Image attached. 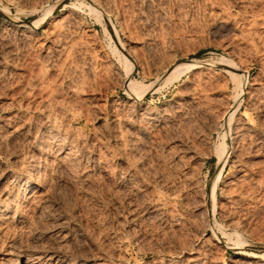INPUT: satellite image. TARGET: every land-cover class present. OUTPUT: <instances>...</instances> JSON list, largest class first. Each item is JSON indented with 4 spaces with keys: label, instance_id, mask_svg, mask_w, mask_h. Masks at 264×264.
<instances>
[{
    "label": "rangeland",
    "instance_id": "rangeland-1",
    "mask_svg": "<svg viewBox=\"0 0 264 264\" xmlns=\"http://www.w3.org/2000/svg\"><path fill=\"white\" fill-rule=\"evenodd\" d=\"M0 264H264V0H0Z\"/></svg>",
    "mask_w": 264,
    "mask_h": 264
},
{
    "label": "bare ground",
    "instance_id": "bare-ground-1",
    "mask_svg": "<svg viewBox=\"0 0 264 264\" xmlns=\"http://www.w3.org/2000/svg\"><path fill=\"white\" fill-rule=\"evenodd\" d=\"M43 20V19H42ZM194 62L192 61V62H188V63H185V64H183V63H181V64H179V65H176V66H174L173 67V69L171 70V77H172V79L175 81H177V80H179L180 79V77L184 74V72L185 71H187L189 68H191L193 65ZM131 72V71H130ZM138 85V84H137ZM136 85V83L134 82V81H132V80H127V84H126V89L129 91V92H131V93H135L136 94V92L137 91H140V93H137L138 95L137 96H139V94H141V95H144L145 93H147V90L149 91L150 89H148L147 87L146 88H143L142 90H139ZM149 87V86H148ZM150 88V87H149ZM133 95V94H132ZM140 97V96H139ZM219 146V145H218ZM217 154H218V156H219V160H220V167H219V173H218V176L220 175V173H221V171L223 170V168L225 167L224 165H225V163H226V161H227V155L225 154V151L219 146V147H217ZM32 165V164H31ZM36 165V164H35ZM32 166H34V165H32ZM36 167H38V166H36ZM31 169V168H30ZM37 170V169H36ZM31 171V170H30ZM36 172V171H35ZM218 172V171H217ZM37 173V172H36ZM33 175H34V173H33Z\"/></svg>",
    "mask_w": 264,
    "mask_h": 264
}]
</instances>
